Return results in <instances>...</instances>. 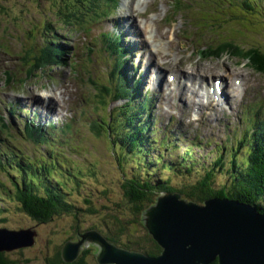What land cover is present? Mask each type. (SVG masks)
Wrapping results in <instances>:
<instances>
[{
    "label": "rangeland",
    "instance_id": "rangeland-1",
    "mask_svg": "<svg viewBox=\"0 0 264 264\" xmlns=\"http://www.w3.org/2000/svg\"><path fill=\"white\" fill-rule=\"evenodd\" d=\"M138 1L118 0V6L113 10V15L110 16L109 13V15L101 17L104 13L102 9L97 10L96 14L90 15L87 14V10L90 12V9L87 7L86 0L81 2L72 0L74 8H76V13L72 15V21L74 20L76 23L72 25L71 20H64L62 16L58 15V11L61 10L60 8L66 3V0H0L3 6V10H0V112L3 116L8 117L7 106L11 102L18 103L22 108L33 107L28 101L33 97L42 101L46 99L47 103L49 100L53 101L48 104H51L50 106L47 103L44 104L45 106L42 104L43 107L37 114L43 123L48 120H53L56 123L57 128L53 137L61 136L65 137V140L68 138L72 145L77 146L75 149H68V145H64L62 152L69 157L65 161H68V167H71L72 163L74 173L80 165L84 167L85 180H81V184L83 188L92 189L95 208L99 212L100 209L104 210L101 205L108 203L117 207V203L123 200V195L118 185L121 178L119 175L121 162H116L111 138L106 132L96 134L93 129L88 128L84 120L86 118L88 125H91V122L97 118L95 110L99 111L108 121L116 122L124 112L128 113L131 109L136 110L140 104L143 110H148L147 100L143 95L146 94L145 91L149 92V96L150 94L154 96L150 114L152 120L157 123L156 135L158 138H162L165 133L167 136L168 133L170 134V138L173 139V149H170L172 158H177L179 153V156H182L188 148V144L195 139L194 142L199 144L192 146L190 152H193L194 162L190 161L189 163H196L197 167L210 161L221 150L225 153L228 148L237 143L241 147L239 155L241 150L245 155L243 142L239 144L240 138L244 136L243 140L249 139V136L252 137L250 131L256 130L248 127L247 123H252L253 128L264 127V70L256 64V59H245L239 57L237 53H224L225 46L216 43L220 38L214 33H227L225 36L235 33L245 43L253 45L251 43L259 42L264 48V30L259 29L258 33L253 31L254 29L251 27L255 24L252 21L247 24L249 27L245 28L246 31L240 28L242 24L233 26L238 30L237 32H231L224 27L201 30L196 24L192 25L189 21L184 20L181 14H177L174 7L175 0H147L139 7L137 6ZM185 4L186 1L182 5L186 7ZM130 10H132V16ZM234 11L237 10L234 9ZM239 16L236 18L238 19ZM112 19L118 23V27L123 28L126 33V41L133 46L130 47L129 60L141 63V70L138 71L140 98L134 100L131 96L128 99L125 95L127 92L124 91L115 96V102L108 105L105 103L109 100L110 91L102 90L103 96L98 99L96 96H92V93L97 90L101 91L103 84L108 83L112 78V70L109 67L113 56L109 51L102 50V39L97 37L101 31L114 28L115 22ZM133 19H135L136 25L129 27L127 22L132 25L134 24ZM82 20L83 26L79 25ZM91 26L92 31L88 33ZM241 32L248 37H243ZM206 35L208 36L206 37ZM196 37L198 38L196 39ZM52 38L67 49V55L60 60L59 65L50 67V70L42 68L31 73L30 68L38 64V60L33 57L34 51H38L42 43ZM231 39L233 40V38ZM210 40L216 45L203 51L202 46ZM159 50L168 53L164 57L166 61L161 58L162 53ZM153 53L154 56L151 55ZM148 56H152L154 61L146 70L144 65L146 66V62H148ZM180 58L186 60L185 67L178 65L177 60ZM219 65L221 68L217 69L216 67ZM213 67L217 73L210 70ZM235 67L240 71L233 80L242 82L243 87L246 84L251 86H247L245 91L241 88L240 95L233 98L230 95L232 88L228 85L227 80L229 81V74ZM151 68L154 70L153 73H151ZM182 69L193 71L192 76L196 78L207 76V78L204 77L203 83L210 84L208 89L213 87L218 89L217 82L219 81L226 84V94L232 100L224 101L227 104L225 112L228 113L232 110L235 113L232 124H228L223 119L224 116L221 115L220 120L214 119V124L211 125L213 128H208L206 123L204 125L200 115H194L196 118L194 123L189 122L185 111L179 105L173 104L168 108L160 104L159 95L164 89L166 90L169 80L171 83L177 80V84L180 85L184 84V80L186 81L185 76L180 73ZM6 70H9L13 77H9ZM157 70L163 71L158 84L154 80ZM149 75L150 77H148ZM130 76L128 75V77ZM150 79L152 82L149 83ZM214 79L215 82H213ZM61 91H63L64 97L61 96ZM48 107H50L49 110H52L50 114H47ZM125 107H129V109L125 110ZM246 109L248 114H246ZM19 113L22 116L25 114L22 111ZM146 114L151 116L147 112ZM63 120L73 123L72 126L69 125L72 127L71 133L61 131ZM105 127H108L107 121ZM137 127L138 125L134 123L131 130L137 131ZM216 129H218V134L215 132ZM22 136L19 140L24 142L25 139ZM49 139L53 138L49 137ZM65 140L64 142H66ZM28 144L23 147L32 151V143ZM144 146L145 144H143V148ZM44 148H38V150L43 151ZM155 150L158 152L157 149ZM163 151L167 152L165 157L168 160L167 163H173L169 160L171 153H168L165 147H163ZM196 159L199 160L196 161ZM63 162L64 160H59V163ZM161 166L163 164H159L157 167ZM169 173L166 172V175ZM64 175L66 176L63 178L64 180L71 177L68 173ZM0 176L2 183L7 180V185L11 184L8 173L0 171ZM173 177L174 181L181 180L175 173ZM2 189L0 187V190ZM105 189H107L106 193L103 192ZM79 193L83 197L84 189H80ZM79 204L81 205V203ZM72 218L61 217L46 224H33L37 227L35 244L26 248L10 250L7 253L13 260H16V264H46L47 259L54 255L66 240L74 237V233L76 235L77 227L73 228ZM107 218L109 219V217ZM104 219L101 213H85L80 218V224L78 223L81 225V229H79L85 230L84 233L96 230L93 227L100 228ZM29 222L31 221L26 214L15 210L5 222V226L11 223V228H19L29 225ZM144 225L146 226L145 221ZM130 232L138 234L133 226L130 228ZM94 252H97L95 246L90 248L89 258L95 259Z\"/></svg>",
    "mask_w": 264,
    "mask_h": 264
},
{
    "label": "trees",
    "instance_id": "trees-1",
    "mask_svg": "<svg viewBox=\"0 0 264 264\" xmlns=\"http://www.w3.org/2000/svg\"><path fill=\"white\" fill-rule=\"evenodd\" d=\"M75 1L81 2L82 0ZM86 1L88 2L87 7L90 9V12L87 10V14H96L97 10L102 9L104 13L101 17L107 16L109 13L111 15L118 6V0ZM186 1H188L185 4L188 9L178 0H175L174 7L177 14H181L184 20L189 21L192 25L196 24L201 30H208L211 27H224L231 32H237L238 30L233 27L234 25L240 26L242 24L240 28L244 30L251 21L255 24L251 27L254 29L253 31L264 30V0ZM60 9L58 15L62 16L64 20L69 19L72 21V15L76 13L72 0H66V3ZM234 9L237 11H234ZM0 10H3L1 3ZM237 16H239L238 19L236 18ZM80 22L79 25L83 26V20ZM70 23L74 25L76 22L73 20ZM91 31L92 26L88 29V33ZM214 33L220 38L216 43L225 46L223 49L224 53H237L239 57H244L245 59H256V64L264 70V48L259 42L251 43L253 45H250L248 42L242 41L235 33H230L227 36H225L227 33L224 35L222 33ZM102 36L107 38V40L112 38L116 45H121L122 34L103 32ZM242 36L248 37L246 35ZM216 43L210 40L206 45L202 46V50L207 51ZM60 46L63 47L54 38L42 43L38 48L39 50L34 51L33 57L38 60V64L30 68V72L33 73L42 68H53L59 65L60 59H63L66 55V50ZM122 49H124L123 44L119 50ZM114 66L116 71H118L120 66L117 67V62L114 63ZM111 77L110 83L113 85L114 98L115 94H120L123 92L124 87L127 86L124 85V79L121 78L119 73L116 77L113 75ZM102 90L107 92L105 84H103L101 91L97 90L95 93L96 97L102 98ZM125 90L128 91L129 89L125 88ZM140 106L142 105L140 104ZM140 106L136 110L131 109L128 113L124 112L123 115L117 118L116 122L108 121L110 128H104L112 139L114 149L117 150L120 156V169L123 173L120 176L118 185L121 188L123 200L117 203V207H114L112 203L101 205L104 210L99 208V212L95 208L92 189L91 192L88 190L87 193L85 192L87 211L101 213V216L105 218L103 227L109 240L119 246L132 248L150 255L161 253L162 247L153 239L145 227L142 214L148 206L155 202L158 193L164 190L178 191L184 198L187 197V199H197L199 201L206 199L207 196L231 193L232 197L246 203L256 204L259 211H264V141L260 137L256 140L255 150H251L247 156L239 157V148L231 147L228 150L229 152H226V155L229 156L227 160L221 150L211 162L212 165L203 166L202 171H200L199 167H195L196 164L193 163L194 155L193 152H190L194 145L192 143L189 147L188 155L182 156L175 164L162 163L164 165L161 168V173H163V176H161L157 172L159 168L155 165L159 164L161 157H157V162L155 163L153 158L149 157V151L142 146L140 135H144L145 131L142 127L138 128L137 131L131 130L138 116L136 113H141L142 111ZM127 109L129 107H125V110ZM4 126L1 127L3 131L9 130L8 125L4 124ZM26 128L28 129L23 128L21 132L35 136L38 143L46 144L51 156L48 157L44 154L40 156L37 153L36 146L35 150L19 155L18 149H15L12 144L5 142V145L9 147L8 150L2 149V145H0V154L5 158H0V170L4 169L15 174L14 177L10 178V185H7V180L2 183L0 179V187L3 188L0 190V198L3 200V203L0 204V215L5 214L4 212L7 213L2 217L3 223L7 222V219L10 218L15 210L28 214L34 220H38L39 223L49 222L54 219L55 215L63 216V214L67 213L65 211L74 208L76 203L74 200L71 201V189L67 188L69 186L66 183L67 180L69 183L77 185V189L73 188L75 190L80 189L81 180H85L84 167L80 165L75 173L68 168V162L65 161L63 153L60 152L61 146L58 141L46 137L39 127H31L29 125ZM31 131L35 132L33 133L34 135L30 133ZM0 139L3 140L1 137ZM144 142L145 138L143 136ZM189 158L193 162L189 163ZM60 159L64 160V162L59 163ZM63 165L65 168H63ZM166 172L170 173L166 175ZM65 173H71V177L64 181L63 178L66 176L62 174ZM174 173L181 178L179 182L174 181ZM219 175H222L223 181H217ZM103 192L106 193L107 189ZM206 193L208 195L204 197ZM75 217L78 218V215ZM74 223L79 222L74 219ZM132 226L138 234L130 232ZM7 252L9 251H0V264H16V260H13ZM90 255V249H85L80 253L78 259L66 262L58 249L54 255L47 259L48 263L46 262V264H99L96 259L89 258ZM209 264L219 263L214 260Z\"/></svg>",
    "mask_w": 264,
    "mask_h": 264
},
{
    "label": "water",
    "instance_id": "water-1",
    "mask_svg": "<svg viewBox=\"0 0 264 264\" xmlns=\"http://www.w3.org/2000/svg\"><path fill=\"white\" fill-rule=\"evenodd\" d=\"M145 224L162 247L147 255L114 245L96 231L65 245L63 258L73 261L87 241H97L99 263L112 264H264V212L235 199L186 200L177 192L161 194L143 213ZM90 232V233H89ZM36 231L0 228V251L30 246ZM71 252V254H70Z\"/></svg>",
    "mask_w": 264,
    "mask_h": 264
},
{
    "label": "bare ground",
    "instance_id": "bare-ground-1",
    "mask_svg": "<svg viewBox=\"0 0 264 264\" xmlns=\"http://www.w3.org/2000/svg\"><path fill=\"white\" fill-rule=\"evenodd\" d=\"M129 1V0H127ZM147 0H139L137 2V6L139 7L141 3L146 2ZM122 13V12H121ZM130 15L132 16V10H130ZM122 16V15H121ZM132 22H136L135 19L132 20ZM129 27L135 26L136 23L134 24H129ZM127 26V27H128ZM224 35V34H223ZM235 48V46H234ZM162 53V57H166L168 53H163L161 50H159ZM150 55V54H149ZM154 56V53L151 54ZM148 56L146 62V66L144 65L145 69L147 70L150 68V66L153 64V57ZM165 60V58H164ZM166 61V60H165ZM177 63L180 67H185L186 66V60L183 58H180L177 60ZM217 69H220L221 66H217ZM151 72L153 73V69H150ZM187 72H186V71ZM213 71V73H217L214 67L210 69ZM240 70L235 67L233 71L229 74V83L230 87L232 88L231 94L233 98H236L240 95V89L243 88L244 91L247 89V86L250 87V84H246L245 87H243L242 82L238 80H233L239 73ZM161 72V74H160ZM163 71L157 70V74L155 73V82L157 84L159 83L160 76L162 75ZM182 75L185 76L186 81L184 80V84L180 85L177 84V80L174 81V83H171V80H169L167 84L166 90L162 91L161 94L159 95V102L163 106H167L168 108L172 107L173 104L179 105L186 113L187 117L189 118V122H195L196 118L194 115H200L201 120L204 122V125L206 123V126L208 128H213L211 125H213L214 119L220 120L221 115L223 114H228L227 115V123L232 124L231 115L233 114L232 111L230 112H225V103L224 101L230 102L232 99L226 94V84L222 81L220 83L218 82V85L221 86L219 90L217 88H212L208 89L210 86L209 83L204 84L203 81L207 76H200V77H194L192 76L193 71L189 69H182L181 72ZM189 76V77H188ZM231 76V77H230ZM150 77V76H148ZM205 77V78H204ZM188 81V83H187ZM226 81V78H225ZM247 81L250 82V80L247 79ZM152 82L151 79L149 80V83ZM215 82V79L214 81ZM238 82V83H237ZM238 84V85H237ZM214 86V84H213ZM61 96L64 97L63 91L60 92ZM40 97V96H39ZM182 97L184 100L182 101ZM31 98V97H30ZM34 98V97H33ZM35 99V98H34ZM43 102V101H42ZM52 103V102H49ZM32 104H40V102H32ZM50 107H48V110ZM52 110H49L47 114H50ZM172 114V113H171ZM180 121V120H179ZM182 122V121H181ZM181 124V123H180ZM204 131V130H203ZM202 131V132H203ZM215 132L218 134V129L215 130ZM254 151V150H253Z\"/></svg>",
    "mask_w": 264,
    "mask_h": 264
}]
</instances>
